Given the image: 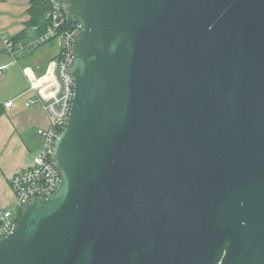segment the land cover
Segmentation results:
<instances>
[{"label": "water", "instance_id": "95a60500", "mask_svg": "<svg viewBox=\"0 0 264 264\" xmlns=\"http://www.w3.org/2000/svg\"><path fill=\"white\" fill-rule=\"evenodd\" d=\"M63 3L61 181L0 264H264V0Z\"/></svg>", "mask_w": 264, "mask_h": 264}, {"label": "built area", "instance_id": "2783aa9c", "mask_svg": "<svg viewBox=\"0 0 264 264\" xmlns=\"http://www.w3.org/2000/svg\"><path fill=\"white\" fill-rule=\"evenodd\" d=\"M49 17L52 22L47 32L28 41L16 43L0 30V38L5 50L16 59L25 51L41 45L59 41V54L52 58L45 72L38 76L29 74L30 89L35 97L29 99L27 105L39 103L45 110L49 125L38 128L42 138L41 146L33 157V164L18 170L10 179V185L16 194L14 206L0 211V238L13 230L22 206L31 198L53 194L60 185L61 174L52 160L54 146L58 134L66 128L69 120L73 98L74 78L70 73V64L74 57V41L79 25L73 29H65L68 16L63 0H51ZM5 68H0V78ZM13 101L6 103L12 106ZM16 208V209H15Z\"/></svg>", "mask_w": 264, "mask_h": 264}, {"label": "crops", "instance_id": "0c3cea01", "mask_svg": "<svg viewBox=\"0 0 264 264\" xmlns=\"http://www.w3.org/2000/svg\"><path fill=\"white\" fill-rule=\"evenodd\" d=\"M33 2L0 0V30L6 36L16 39L33 34L30 27ZM59 51V41H54L25 51L16 59L5 50L0 38V68H5L0 78V211L14 206L16 194L10 179L18 170L33 164L34 154L42 143L38 128L49 125L41 104L27 105L35 97L28 73L42 75ZM10 100L12 106L6 107Z\"/></svg>", "mask_w": 264, "mask_h": 264}, {"label": "trees", "instance_id": "16d2710c", "mask_svg": "<svg viewBox=\"0 0 264 264\" xmlns=\"http://www.w3.org/2000/svg\"><path fill=\"white\" fill-rule=\"evenodd\" d=\"M51 7V0H34L33 6L31 8L32 20L30 22V27L33 29V34L28 33L26 36H22L13 40L16 43H19L20 41H28L45 34L52 22L51 18L49 17ZM75 25V22L67 19V23L64 28L73 29ZM1 114L2 108L0 107V115Z\"/></svg>", "mask_w": 264, "mask_h": 264}, {"label": "bare ground", "instance_id": "6f19581e", "mask_svg": "<svg viewBox=\"0 0 264 264\" xmlns=\"http://www.w3.org/2000/svg\"><path fill=\"white\" fill-rule=\"evenodd\" d=\"M65 8V7H64ZM66 11V10H65ZM76 25H79V24H76Z\"/></svg>", "mask_w": 264, "mask_h": 264}, {"label": "rangeland", "instance_id": "374dc122", "mask_svg": "<svg viewBox=\"0 0 264 264\" xmlns=\"http://www.w3.org/2000/svg\"><path fill=\"white\" fill-rule=\"evenodd\" d=\"M37 136H38V135H37ZM37 136H36V137H37ZM38 138H39V136H38ZM15 209H16V208H15Z\"/></svg>", "mask_w": 264, "mask_h": 264}]
</instances>
